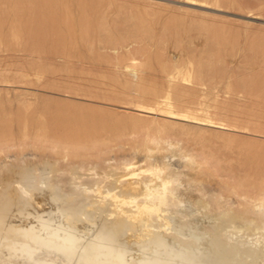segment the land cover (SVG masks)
Returning <instances> with one entry per match:
<instances>
[{"label":"rangeland","instance_id":"374dc122","mask_svg":"<svg viewBox=\"0 0 264 264\" xmlns=\"http://www.w3.org/2000/svg\"><path fill=\"white\" fill-rule=\"evenodd\" d=\"M0 38V138L28 134V109L40 115L61 103L64 110L90 113L106 128L103 140L117 145L122 139L126 149L120 157L144 160V152L153 149L149 156L157 155L159 165L179 173L185 171L186 156L193 155L223 170L221 179L229 183L258 170L257 159L240 149L252 142L264 151V0H0ZM137 143L143 153L132 149ZM109 153V167H115L116 153ZM22 157L30 165L14 170V176L27 177L20 187L65 176L59 173L64 162H38L29 151ZM74 166L68 169L73 179L68 174L62 181L113 173L94 162ZM212 183L197 190L224 191L222 183ZM227 204L237 208L235 198ZM260 210L259 204L254 211Z\"/></svg>","mask_w":264,"mask_h":264},{"label":"water","instance_id":"95a60500","mask_svg":"<svg viewBox=\"0 0 264 264\" xmlns=\"http://www.w3.org/2000/svg\"><path fill=\"white\" fill-rule=\"evenodd\" d=\"M0 264H264V222L150 169L0 191Z\"/></svg>","mask_w":264,"mask_h":264},{"label":"bare ground","instance_id":"6f19581e","mask_svg":"<svg viewBox=\"0 0 264 264\" xmlns=\"http://www.w3.org/2000/svg\"><path fill=\"white\" fill-rule=\"evenodd\" d=\"M19 23V22H18ZM36 24V23H35ZM98 24V23H97ZM21 25V24H20ZM71 26V25H70ZM103 26V25H102ZM62 27V26H61ZM16 28V26H15ZM54 28V27H53ZM85 28V27H84ZM100 29V26H99ZM128 29V28H127ZM22 30V28H21ZM44 30L45 26H44ZM23 31V30H22ZM84 31V30H83ZM19 32V31H18ZM85 32V31H84ZM5 33V32H4ZM23 33V32H22ZM33 33V31H32ZM50 33V32H49ZM13 34V33H12ZM10 34V35H12ZM20 35V33H18ZM18 34H16L18 36ZM67 34V33H66ZM72 34V33H71ZM70 34V35H71ZM74 34V33H73ZM87 34V33H86ZM5 35V34H4ZM69 35V34H68ZM88 36V35H87ZM11 37V36H10ZM14 37V36H13ZM31 37V35H30ZM74 37V36H73ZM92 37V36H91ZM7 38H9L7 36ZM24 38V37H23ZM77 38V37H76ZM1 39V38H0ZM45 39V38H43ZM82 39V38H81ZM100 39V38H99ZM109 39H111L109 37ZM113 39V38H112ZM16 40V39H15ZM14 40V41H15ZM28 40V39H27ZM30 40V38H29ZM46 40H49L46 38ZM52 40V39H51ZM68 40V39H67ZM93 40V39H92ZM160 40V39H159ZM162 40V39H161ZM17 41V40H16ZM31 41V40H30ZM44 41V40H43ZM50 41V40H49ZM71 41V40H70ZM81 41V40H80ZM88 41H90V38L88 39ZM99 41V40H98ZM102 41V40H101ZM109 41V40H108ZM113 41V40H112ZM164 41V40H163ZM10 42V41H9ZM92 42V41H91ZM115 42V41H114ZM43 43V42H42ZM76 43V42H75ZM89 43V42H88ZM94 43V42H93ZM117 43V41H116ZM17 44V42H16ZM44 44V43H43ZM74 44V43H73ZM118 44V43H117ZM161 44H165V43H161ZM167 44V43H166ZM165 44V46H166ZM34 45V44H33ZM32 45L31 48H35ZM64 45V44H63ZM78 45V44H77ZM91 45V44H90ZM116 45V44H115ZM28 46V43H27ZM56 47H58L57 45H55ZM54 46V49H55ZM71 46V45H70ZM75 46V45H74ZM81 46V45H80ZM26 47V46H25ZM44 47L42 46V49ZM52 48V47H51ZM64 49V46L62 47ZM66 48V46H65ZM60 49V47H59ZM223 49V48H222ZM22 50V49H21ZM33 51V49H32ZM143 51V50H141ZM140 51V52H141ZM54 53V52H53ZM60 53V51H59ZM55 54V53H54ZM58 54V53H57ZM71 54V53H70ZM56 55V54H55ZM82 57V55H81ZM88 57V56H87ZM104 57V56H103ZM164 57V55H163ZM72 59V58H70ZM104 59V58H103ZM106 60V59H105ZM167 60V59H166ZM214 60V59H212ZM85 61V59H84ZM103 61V60H102ZM108 60H106L107 62ZM109 61L110 58H109ZM221 61V60H220ZM68 62V61H66ZM82 62V61H81ZM86 62V61H85ZM167 62V61H166ZM211 62V61H210ZM261 62V61H260ZM79 63V62H78ZM143 63V62H142ZM212 63V62H211ZM214 63V62H213ZM69 64V62H68ZM67 64V65H68ZM174 64V63H173ZM136 65V64H135ZM139 65V64H137ZM219 65V64H218ZM244 65V64H243ZM247 65V63H246ZM264 65V64H263ZM108 66V65H107ZM113 66V65H112ZM61 67V66H60ZM262 67V66H261ZM143 68V67H142ZM56 69V68H55ZM59 69V68H58ZM65 69V68H64ZM210 69V68H209ZM215 69V68H214ZM225 69V68H224ZM112 70V69H111ZM66 71V70H65ZM209 72V71H208ZM215 72V71H213ZM2 73V71H1ZM19 76H20V72H18ZM27 73V72H25ZM84 73V72H83ZM14 74V73H13ZM17 74V73H16ZM2 75V74H1ZM107 75V74H106ZM211 75V74H210ZM18 76V77H19ZM26 77V76H25ZM35 77V76H34ZM47 77V76H46ZM59 77V76H58ZM141 77V76H140ZM220 77V76H219ZM22 78V77H21ZM20 78V79H21ZM64 78V77H63ZM62 78V80H63ZM18 79V78H17ZM57 79V78H56ZM59 79V78H58ZM141 79V78H140ZM55 80V79H54ZM69 80L66 78V81ZM73 80V79H72ZM76 80V79H75ZM175 80V79H174ZM60 81V80H59ZM40 82V81H39ZM53 83V81H51ZM58 82V81H57ZM63 84L64 81H61ZM93 82V81H92ZM26 83V82H25ZM41 83V82H40ZM56 83V82H55ZM71 83V82H70ZM75 83V82H74ZM96 83V82H95ZM132 83V82H131ZM144 83V82H143ZM142 83V84H143ZM42 84V83H41ZM54 84V83H53ZM78 84V83H77ZM80 84V83H79ZM86 84V83H85ZM169 84V83H168ZM45 85H47V82L45 83ZM52 85L49 84L47 85L48 87ZM66 85V84H64ZM76 85V84H75ZM91 86L93 84H90ZM138 85V84H137ZM248 85V84H247ZM252 85V84H251ZM61 86V85H60ZM68 86V85H66ZM71 85L69 84V87ZM74 86V84H73ZM82 86V85H80ZM87 86V85H86ZM95 86V85H94ZM132 86V85H131ZM141 86V85H139ZM142 87V86H141ZM140 87V88H141ZM51 88V87H50ZM63 88V87H62ZM86 88V87H85ZM88 88V87H87ZM93 88V87H92ZM131 88V87H130ZM55 89L58 90V88H56L55 85ZM74 89V88H73ZM172 89V88H171ZM69 92L70 89L68 88ZM72 90V89H71ZM86 90V89H85ZM143 90V89H141ZM185 90V89H184ZM61 91V90H60ZM63 91V90H62ZM74 91V90H73ZM84 91V90H83ZM94 91L95 88H94ZM148 91V90H147ZM183 91V90H180ZM179 91V94H180ZM186 91V90H185ZM181 92V93H184ZM64 92V91H63ZM67 92V91H66ZM68 92V93H69ZM82 92V91H81ZM86 93V91H84ZM83 92V94H84ZM172 92V90H171ZM170 92V93H171ZM88 93L89 92L88 90ZM96 93V92H95ZM95 93H91L92 95H96ZM97 93H99L97 91ZM71 94V93H70ZM77 94V91H76ZM79 94V93H78ZM81 94V93H80ZM90 94V95H91ZM101 94V93H99ZM193 94V93H192ZM107 95V94H105ZM104 95V96H105ZM122 95V94H121ZM144 94H141V96H143ZM154 95V94H153ZM152 95V96H153ZM194 95V94H193ZM28 96V95H27ZM97 96V95H96ZM114 96V95H112ZM185 96V98H187V95H182ZM25 96H22V98ZM119 97V96H118ZM144 97V96H143ZM142 97V98H143ZM149 97V96H148ZM180 97V96H179ZM189 97V96H188ZM191 97V96H190ZM90 98V97H89ZM96 98V97H95ZM111 98V97H110ZM116 98V97H115ZM154 98V97H153ZM181 98V97H180ZM192 98V97H191ZM21 99V98H20ZM26 99V97H25ZM29 99V98H28ZM52 99V98H51ZM117 99V98H116ZM123 99V98H122ZM125 99V98H124ZM146 99V98H145ZM152 99V98H151ZM27 100V99H26ZM66 100V99H65ZM69 100V99H68ZM131 101V100H130ZM142 101V100H141ZM148 101V100H147ZM155 101V100H154ZM221 101V100H220ZM66 102V101H65ZM63 102V103H65ZM183 102V99H182ZM75 103V102H74ZM80 103V102H79ZM78 103V104H79ZM141 103V102H139ZM151 103V102H150ZM181 103V102H180ZM194 103V102H192ZM48 104V103H46ZM55 104V103H54ZM61 104V103H60ZM59 104V107H60ZM76 104V103H75ZM222 104V103H221ZM34 105V104H32ZM56 105V104H55ZM67 105V104H66ZM65 105V106H66ZM81 105V104H80ZM64 106V104L62 105ZM73 106V105H72ZM77 106V105H76ZM75 106V107H76ZM79 106V105H78ZM85 106H87L85 104ZM84 106V107H85ZM172 106V105H171ZM227 106V105H226ZM35 107V106H34ZM37 107V106H36ZM45 107V105H44ZM43 107V109H44ZM57 107L55 110L53 111H47L45 112L46 109H44V112L41 111V109H39L42 113L36 114L34 111V108H30L27 110V114L29 115L28 117V134H25V132L23 131L22 135L18 137L13 136V135H8L7 137L4 136L3 138H0V161H3L2 163L7 167L6 169L3 167V174L4 177L1 178L0 175V188L2 190H8L10 188L15 189V188H23L20 187L22 184V180L26 178H24V174L23 175H19V177L14 176V170L19 167L24 168L25 164H29L30 165V160H27L29 158H23L22 155L25 154L26 151H29L30 153H32L33 158H36L37 161L39 162L40 160H42V162L44 163V161H50V159H56L59 160L60 162H64L65 164H63V166H61L59 169L57 166L56 169H59L60 172L62 174H65V176H68V174L70 175V172L68 171L69 166L71 165H75L77 166L78 164L83 167L85 164L87 163H91L94 162V165L98 166L101 168V170L106 171L108 169H112L111 172L113 173H122V172H126V171H134V170H141V169H150L153 172H157L159 174H162L163 176L172 179L176 182L180 181L182 179V175L184 178L186 183L185 184H180L183 186H187L189 188H192L193 190L195 189V191L197 189H199L200 185H210V184H214L212 183V181H219L220 183H222L224 185V191L220 194H206V192L204 193V195L210 197L213 200H217L219 202H222L223 204L232 207L230 205L227 204V200L229 198H235L236 200V204H237V208L236 210L240 211L243 214H247L249 216H251L253 213L254 214H258L260 216V218H264V151H262V149L260 147L256 148V144L257 143H252V142H247V144L242 148L241 147V151L240 153L245 154L246 156L252 158V159H257V168L258 170L254 171L252 174H243V173H247L244 172L246 170L243 171V176L244 178H240L241 180L239 181H234L236 178H233L232 182H225L223 181V179H221V175L219 174V172H223L220 171V169L217 166H209V164L207 163V160L204 158L199 159L198 157H194L193 155H187L186 156V160L187 162L185 163V171H181V172H176L173 170H169V168L164 165H159L158 161L156 160V156L152 155L149 156L150 153H153V149L152 150H146V152H144V160L142 159H138L136 158V161L134 160L135 158L132 159H127V157H120L119 153L123 152L124 148L126 149V145H124L122 142L123 140L118 139L121 143L116 145L113 144L114 142H112L111 140H103L101 137V132L102 130L106 129L104 126L100 125V123L98 121H96V119L94 117L91 116V114L88 116L86 113V115L82 112L77 111L76 109H71L69 107L66 108L65 110L62 109L61 107L59 108ZM80 107V106H79ZM78 107V108H79ZM91 107V106H90ZM93 107V106H92ZM91 107V109H92ZM173 107V106H172ZM185 107V106H184ZM229 107V106H228ZM40 108V107H39ZM73 108V107H72ZM82 108V107H81ZM88 108V106H87ZM97 108V107H96ZM224 108V107H222ZM248 108V107H247ZM36 109V108H35ZM94 109V108H93ZM37 110V109H36ZM85 110V108L83 109ZM96 109H94L95 112ZM175 110V109H174ZM82 111V109H81ZM153 111V108H152ZM242 111V110H241ZM38 113V111H36ZM91 111V113H94ZM98 112V111H97ZM180 112V111H179ZM216 112V111H215ZM172 113V112H171ZM230 113V112H229ZM100 114V113H99ZM223 114V113H222ZM246 114V113H245ZM177 115V114H176ZM184 115V114H183ZM264 115V114H263ZM91 116V117H90ZM243 115H241L242 118ZM185 118V117H184ZM212 118V117H211ZM222 119H224L223 117H221ZM226 118V117H225ZM102 120L104 118H101ZM99 119V121L101 120ZM146 119V118H145ZM218 119V118H217ZM238 119V118H237ZM249 119H251L249 117ZM221 120V119H220ZM235 121V120H234ZM243 121V120H242ZM259 121V119H258ZM102 122V121H101ZM223 122V121H222ZM236 122V121H235ZM261 122V120L259 121ZM104 124V122H102ZM212 123V122H211ZM217 123V122H216ZM234 123V122H233ZM4 124V123H3ZM167 124V123H166ZM237 124V122H236ZM255 124V123H254ZM253 124V125H254ZM258 124V123H256ZM260 124V123H259ZM222 125V124H221ZM227 125V123H226ZM241 125V123H240ZM2 126V124L0 123V127ZM225 126V125H224ZM244 125H242L243 127ZM252 126V125H251ZM250 126V127H251ZM256 126V125H255ZM258 126V125H257ZM260 126V125H259ZM165 127V126H164ZM247 127V124H246ZM2 128V127H1ZM262 128V127H260ZM244 129V128H243ZM254 129V126L253 128ZM258 129V128H257ZM259 130V129H258ZM263 130V129H260ZM259 130V131H260ZM257 131V130H256ZM262 132V131H261ZM4 134H8L7 132H4ZM165 134V133H164ZM117 135V134H116ZM107 136V135H106ZM119 137V136H118ZM148 137V136H147ZM165 137V136H164ZM164 137H161L162 139H164ZM112 138V137H111ZM122 138V137H120ZM243 139V136H242ZM257 139V138H256ZM165 140V139H164ZM261 140V139H259ZM264 140V139H263ZM167 141V140H166ZM116 142V141H115ZM128 144V143H125ZM130 145V144H128ZM132 149L134 148L135 151L141 152L143 153V148L138 147V143L137 144H132ZM259 146V145H258ZM128 147V146H127ZM232 146H230L231 148ZM129 148V147H128ZM127 148V149H128ZM167 148V147H166ZM233 149V148H232ZM238 149V148H237ZM200 150V149H199ZM114 151L115 154V159H116V166L115 167H109L108 161H109V152ZM130 151V150H129ZM234 151V150H233ZM202 152V151H201ZM128 153V151H127ZM131 152H129L130 154ZM135 153V154H137ZM157 153V152H156ZM11 154H13V159L10 160V158H8V156H10ZM28 154V153H27ZM122 155L124 153H121ZM190 154V153H189ZM235 154L237 156V151L235 150ZM125 155V154H124ZM134 155V154H133ZM137 156V155H136ZM135 156V157H136ZM146 156V158H145ZM29 157V156H28ZM158 157V156H157ZM32 158V159H33ZM238 158V157H237ZM236 158V159H237ZM213 159V158H212ZM232 159V158H231ZM235 159V160H236ZM44 160V161H43ZM52 161V160H51ZM216 161V160H215ZM58 162V161H57ZM31 163L32 160H31ZM219 163V162H218ZM58 164V163H57ZM56 164V165H57ZM212 164V163H211ZM216 164V162H215ZM232 164V163H231ZM2 165V164H1ZM222 165V164H221ZM74 166V167H75ZM90 166V165H89ZM93 166V165H92ZM0 167V169H1ZM246 167V166H245ZM34 168V167H33ZM13 169V170H12ZM225 169V168H224ZM232 169V168H231ZM58 170V171H59ZM72 170V169H71ZM100 170V173L103 172ZM165 171V173L163 174L162 172ZM227 170V169H226ZM230 170V169H229ZM2 169L0 170V173L2 174ZM58 171L56 174H58ZM84 171V170H83ZM228 171V170H227ZM226 171V172H227ZM231 171V170H230ZM87 172V171H86ZM235 172V171H234ZM239 172V171H238ZM74 173V172H73ZM225 173V172H224ZM231 172H228L227 174H229ZM2 174V175H3ZM104 175V172L102 173ZM226 174V173H225ZM226 174V175H227ZM236 174V173H234ZM107 175H110L109 173H107ZM233 175V174H231ZM237 175V174H236ZM57 176V175H56ZM62 177V178H67V177ZM224 176V175H222ZM54 177V176H53ZM70 177L73 179V176L70 175ZM92 177H97V176H92ZM228 177V176H227ZM231 177V176H230ZM56 178V177H55ZM57 178H59V176H57ZM232 178H230L232 180ZM60 179L61 182H63ZM78 179H82V178H78ZM229 179V178H228ZM239 179V178H238ZM69 180V179H68ZM71 180V179H70ZM226 180V179H224ZM59 181L56 179V182ZM59 181V182H60ZM64 181H67L64 180ZM228 181V180H227ZM230 181V180H229ZM179 183V182H178ZM219 183V184H220ZM51 184V183H49ZM34 186H38V185H34ZM212 186V185H211ZM203 187V186H201ZM214 187V186H213ZM203 189V188H202ZM210 189V187H209ZM223 189V188H222ZM205 191V189H203ZM202 190V191H203ZM202 191H198L199 193H202ZM207 191V189H206ZM211 191V190H210ZM216 193V192H215ZM203 194V193H202ZM260 204V207L262 208V210H260V212H255L254 209L257 205ZM233 208V207H232ZM235 209V208H234ZM253 217V216H252ZM254 218V217H253ZM256 219V218H255ZM257 220L262 221L260 219L257 218ZM263 222V221H262Z\"/></svg>","mask_w":264,"mask_h":264}]
</instances>
